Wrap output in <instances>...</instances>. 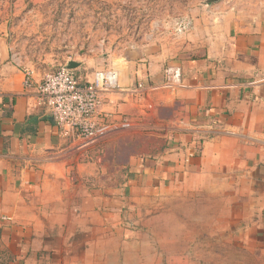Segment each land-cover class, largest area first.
<instances>
[{"label":"crops","instance_id":"obj_1","mask_svg":"<svg viewBox=\"0 0 264 264\" xmlns=\"http://www.w3.org/2000/svg\"><path fill=\"white\" fill-rule=\"evenodd\" d=\"M226 6L203 5L188 32L131 38L103 55L111 63L97 68L87 59L74 69L85 71L83 82L99 69L118 74L119 90L105 95L101 109L113 124L101 164L67 158L66 139L24 89L0 40V264L119 263L125 215L190 181L195 195L225 194L243 240L264 241V2ZM51 27L37 31L40 48ZM44 49L37 65L18 49L37 82L50 72ZM167 66L187 88L122 92L139 82L160 85ZM196 130L204 140L192 143Z\"/></svg>","mask_w":264,"mask_h":264},{"label":"rangeland","instance_id":"obj_2","mask_svg":"<svg viewBox=\"0 0 264 264\" xmlns=\"http://www.w3.org/2000/svg\"><path fill=\"white\" fill-rule=\"evenodd\" d=\"M205 2L0 0V40L9 53L11 49L23 51L33 65H37V54L45 47V52L51 53L47 64L50 71L69 61L84 64L87 59L100 68L111 63L103 55H111L122 41L165 30L177 34L176 26L184 22L189 26L182 33L188 32L192 14L199 12ZM220 2L227 9L226 2L264 0ZM50 23L51 36L46 33L40 48L37 31H48ZM84 72L75 71L80 81L85 79ZM121 143L131 145L129 138ZM100 151L105 154L103 144ZM175 188L147 201L139 212L125 215L129 227L123 232L121 261L116 264H264V241L242 239L243 231L236 219L233 223L234 208L224 193H209L207 188L195 195L192 181L186 187Z\"/></svg>","mask_w":264,"mask_h":264},{"label":"built area","instance_id":"obj_3","mask_svg":"<svg viewBox=\"0 0 264 264\" xmlns=\"http://www.w3.org/2000/svg\"><path fill=\"white\" fill-rule=\"evenodd\" d=\"M186 26H189V22L179 23L176 26L177 34H181ZM9 61L21 70L23 87L32 93L36 106L50 112L59 135L67 141L64 147L67 158L78 163L101 164L103 154L100 146L113 126L105 122L101 109L105 95L119 90L117 72L112 68L99 69L93 73L89 82H83L65 64L47 72L37 82L33 72L23 66L20 55L14 49L10 50ZM183 88L187 87L181 81L179 70L167 66L163 70V82L160 85L145 87L139 82L122 92L137 97L155 91L173 94ZM122 123L128 124V120H123ZM190 136L192 143L204 140L197 130ZM195 152L192 151L190 156ZM68 178L73 183L77 180L71 173ZM81 182L94 185L91 178L81 179Z\"/></svg>","mask_w":264,"mask_h":264},{"label":"water","instance_id":"obj_4","mask_svg":"<svg viewBox=\"0 0 264 264\" xmlns=\"http://www.w3.org/2000/svg\"><path fill=\"white\" fill-rule=\"evenodd\" d=\"M218 1L219 0H206L205 4L206 5L207 4H214V3H217ZM79 66H80L79 63H75V62H71V61L66 63V68L70 69V70H74V69L78 68Z\"/></svg>","mask_w":264,"mask_h":264}]
</instances>
